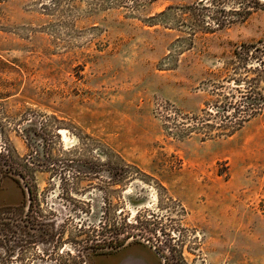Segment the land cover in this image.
Wrapping results in <instances>:
<instances>
[{
	"label": "rangeland",
	"instance_id": "1",
	"mask_svg": "<svg viewBox=\"0 0 264 264\" xmlns=\"http://www.w3.org/2000/svg\"><path fill=\"white\" fill-rule=\"evenodd\" d=\"M249 1L223 29L209 0L0 1V264H264Z\"/></svg>",
	"mask_w": 264,
	"mask_h": 264
},
{
	"label": "trees",
	"instance_id": "2",
	"mask_svg": "<svg viewBox=\"0 0 264 264\" xmlns=\"http://www.w3.org/2000/svg\"><path fill=\"white\" fill-rule=\"evenodd\" d=\"M0 1H4V0H0ZM150 1L152 2V0ZM197 1L203 2L204 0H197ZM210 1H212L213 5L216 8L215 11H213V13L211 14L212 16L205 14V13H201L198 15L194 14L193 18H195V20H198L201 23H205L206 19L208 18L213 19V22L216 23V25L218 26V29L226 28L230 24L234 23L235 21L232 18L234 14H240L246 17L250 15L251 9L254 8L253 6H251L252 2L249 0H247V2H243L241 0H209V2ZM255 5H259V4L257 3ZM204 10H206V8H204ZM248 53H251V51H249ZM239 55H242V54H239ZM21 177H22V180H24L23 182L24 193L28 195L29 212L31 213V211L32 212L34 211V204L37 198V191L28 182L25 181L24 176H21ZM23 184L21 185L23 186ZM25 208H26V202L21 207V209H25ZM7 225L11 226L10 224H7ZM13 225H15L18 229V226L20 225V223L18 222V220H15ZM125 245H126V238L117 237L115 239H111L108 241L105 240L103 243H100L92 248H94V251L103 250V249L110 250V249H121L125 247Z\"/></svg>",
	"mask_w": 264,
	"mask_h": 264
},
{
	"label": "crops",
	"instance_id": "3",
	"mask_svg": "<svg viewBox=\"0 0 264 264\" xmlns=\"http://www.w3.org/2000/svg\"><path fill=\"white\" fill-rule=\"evenodd\" d=\"M152 251H154V250H152ZM161 261H162V259H161ZM139 262H140V261H139ZM139 262H138V261H135L136 264H138ZM135 263H134V264H135ZM140 263H141V262H140ZM162 263H163V262H162Z\"/></svg>",
	"mask_w": 264,
	"mask_h": 264
}]
</instances>
